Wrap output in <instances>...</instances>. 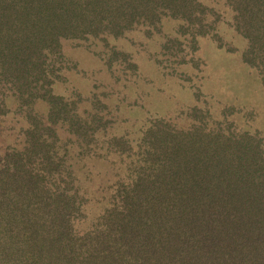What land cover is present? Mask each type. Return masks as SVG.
<instances>
[{"label": "trees", "instance_id": "obj_1", "mask_svg": "<svg viewBox=\"0 0 264 264\" xmlns=\"http://www.w3.org/2000/svg\"><path fill=\"white\" fill-rule=\"evenodd\" d=\"M215 1L264 86V0ZM207 2L0 0V119L22 122L0 140V264H264L259 131L198 106L121 127L96 94L56 91L63 43L164 18L178 27L162 48L198 66L199 37L222 19ZM113 60L126 56L112 48Z\"/></svg>", "mask_w": 264, "mask_h": 264}, {"label": "rangeland", "instance_id": "obj_2", "mask_svg": "<svg viewBox=\"0 0 264 264\" xmlns=\"http://www.w3.org/2000/svg\"><path fill=\"white\" fill-rule=\"evenodd\" d=\"M207 3L221 11L222 19L217 29L219 38L211 34L199 37V48L194 54L200 58L198 66L181 61L180 55L185 53L172 49L176 51L172 55L162 48L168 37L177 34L178 27L177 20L164 18L158 30L135 26L116 37L63 43L65 67L56 91L66 96L76 92L81 97L96 94L107 102L113 123H120L121 127L135 124L137 128L156 117L175 121L183 118L191 107L198 106L207 108L213 116H226L243 129H256L264 140V86L258 73L240 60L245 40L232 30L226 9L215 0ZM112 48L123 52L126 60H113L108 66L106 55ZM188 57L185 54V60ZM11 116L5 121L0 119L4 123L2 141H13L17 123H22ZM111 130L118 132L116 126ZM111 130L109 134L113 133ZM101 171L107 177L111 175ZM99 176L95 181L100 180Z\"/></svg>", "mask_w": 264, "mask_h": 264}]
</instances>
